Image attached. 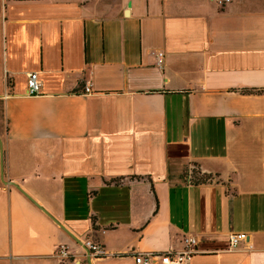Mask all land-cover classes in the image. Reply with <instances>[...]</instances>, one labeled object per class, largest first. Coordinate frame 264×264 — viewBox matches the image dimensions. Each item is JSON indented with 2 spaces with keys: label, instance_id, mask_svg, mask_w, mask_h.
Segmentation results:
<instances>
[{
  "label": "crops",
  "instance_id": "obj_1",
  "mask_svg": "<svg viewBox=\"0 0 264 264\" xmlns=\"http://www.w3.org/2000/svg\"><path fill=\"white\" fill-rule=\"evenodd\" d=\"M188 237L190 264H264V0H0V264Z\"/></svg>",
  "mask_w": 264,
  "mask_h": 264
},
{
  "label": "built area",
  "instance_id": "obj_2",
  "mask_svg": "<svg viewBox=\"0 0 264 264\" xmlns=\"http://www.w3.org/2000/svg\"><path fill=\"white\" fill-rule=\"evenodd\" d=\"M218 5L224 6L229 0H213ZM163 53L159 52L156 56L157 66L163 65ZM40 82L37 73H30L27 78L26 94L28 96H37L40 94ZM84 93H91L89 86L84 88ZM247 239V235L242 232L231 233L228 237L229 249L234 250L238 248ZM84 246L89 250L93 257H100L104 254L103 248L98 244L87 241ZM198 253L197 240L195 237L185 238L183 241V248L179 251H168L163 254L152 253H136L134 254L135 264H152L157 258L163 259L167 264H190L193 256ZM57 257L61 260L70 258L69 251L61 246L57 249Z\"/></svg>",
  "mask_w": 264,
  "mask_h": 264
},
{
  "label": "trees",
  "instance_id": "obj_3",
  "mask_svg": "<svg viewBox=\"0 0 264 264\" xmlns=\"http://www.w3.org/2000/svg\"><path fill=\"white\" fill-rule=\"evenodd\" d=\"M192 181L191 183L198 185V184H205L209 181V177L206 175L200 174V172L197 170V172L192 171L191 175Z\"/></svg>",
  "mask_w": 264,
  "mask_h": 264
},
{
  "label": "water",
  "instance_id": "obj_4",
  "mask_svg": "<svg viewBox=\"0 0 264 264\" xmlns=\"http://www.w3.org/2000/svg\"><path fill=\"white\" fill-rule=\"evenodd\" d=\"M2 182L3 183H6L4 180H2ZM10 184H12V185H14L15 187H18V186H16L15 184H13V183H10ZM23 192V191H22ZM24 193V192H23ZM25 194V193H24ZM26 195V194H25ZM27 196V195H26ZM28 198H29V196H27ZM30 199V198H29ZM38 208L39 209H41L42 211H44L46 214H47V212L43 209V208H41L40 206H38ZM47 215H49V214H47ZM49 217L57 224V225H59L63 230H65V228L57 221V220H55L53 217H51L50 215H49ZM66 231V230H65ZM75 239V238H74ZM76 242H78L79 244H81L82 245V243L80 242V241H78V240H75ZM83 248H84V250L86 251V253L87 254H90L89 253V250L85 247V246H83Z\"/></svg>",
  "mask_w": 264,
  "mask_h": 264
},
{
  "label": "rangeland",
  "instance_id": "obj_5",
  "mask_svg": "<svg viewBox=\"0 0 264 264\" xmlns=\"http://www.w3.org/2000/svg\"><path fill=\"white\" fill-rule=\"evenodd\" d=\"M192 171H193V172H197V168H196V167H191L190 175H192Z\"/></svg>",
  "mask_w": 264,
  "mask_h": 264
}]
</instances>
